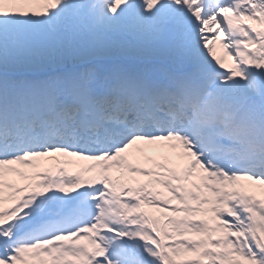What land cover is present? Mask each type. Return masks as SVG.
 I'll return each mask as SVG.
<instances>
[{"label":"snow or ice","instance_id":"snow-or-ice-1","mask_svg":"<svg viewBox=\"0 0 264 264\" xmlns=\"http://www.w3.org/2000/svg\"><path fill=\"white\" fill-rule=\"evenodd\" d=\"M0 264H264V0H0Z\"/></svg>","mask_w":264,"mask_h":264},{"label":"rangeland","instance_id":"rangeland-1","mask_svg":"<svg viewBox=\"0 0 264 264\" xmlns=\"http://www.w3.org/2000/svg\"><path fill=\"white\" fill-rule=\"evenodd\" d=\"M35 7H39V6H35ZM217 54L218 55H223V49L221 47V45L217 44Z\"/></svg>","mask_w":264,"mask_h":264}]
</instances>
